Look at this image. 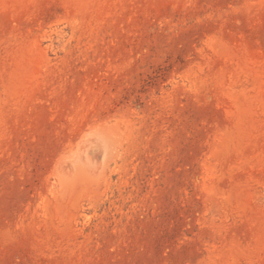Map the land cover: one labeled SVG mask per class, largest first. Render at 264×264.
I'll list each match as a JSON object with an SVG mask.
<instances>
[{
    "label": "rangeland",
    "instance_id": "rangeland-1",
    "mask_svg": "<svg viewBox=\"0 0 264 264\" xmlns=\"http://www.w3.org/2000/svg\"><path fill=\"white\" fill-rule=\"evenodd\" d=\"M0 264H264V0H0Z\"/></svg>",
    "mask_w": 264,
    "mask_h": 264
}]
</instances>
